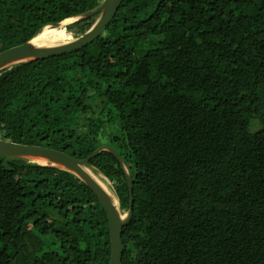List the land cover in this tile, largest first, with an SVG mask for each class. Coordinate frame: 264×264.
I'll return each instance as SVG.
<instances>
[{"label": "trees", "instance_id": "obj_1", "mask_svg": "<svg viewBox=\"0 0 264 264\" xmlns=\"http://www.w3.org/2000/svg\"><path fill=\"white\" fill-rule=\"evenodd\" d=\"M100 2L0 0V52ZM95 19L75 24L83 33ZM0 138L124 158L134 211L122 264H264V0H124L85 48L0 74ZM91 163L128 209L117 158ZM110 256L107 216L86 184L0 157V264Z\"/></svg>", "mask_w": 264, "mask_h": 264}, {"label": "water", "instance_id": "obj_2", "mask_svg": "<svg viewBox=\"0 0 264 264\" xmlns=\"http://www.w3.org/2000/svg\"><path fill=\"white\" fill-rule=\"evenodd\" d=\"M124 0H101L100 4L85 13L70 17L68 25L96 16L92 25L75 38L58 44L37 45L34 39L47 26H60L67 19L50 23L41 28L28 42L12 46L0 52V74L15 66L31 61L48 59L79 51L106 31L115 18ZM110 152L119 161L128 185L130 202L128 209H123L113 183L91 161L101 152ZM0 157L23 160L30 164L65 171L80 181L95 194L104 209L110 230L111 256L109 264H122L124 244L123 228L130 221L134 211L133 181L130 168L124 158L110 146H102L87 158L79 159L63 151L40 145L22 144L0 138ZM104 186L102 185V183ZM106 183H109L108 187Z\"/></svg>", "mask_w": 264, "mask_h": 264}, {"label": "bare ground", "instance_id": "obj_3", "mask_svg": "<svg viewBox=\"0 0 264 264\" xmlns=\"http://www.w3.org/2000/svg\"><path fill=\"white\" fill-rule=\"evenodd\" d=\"M72 19H67L60 26H47L44 30L33 40L37 45L54 44L57 42H67L72 39V33L68 30V24ZM70 29V28H69ZM102 183V182H101ZM104 186V184L102 183Z\"/></svg>", "mask_w": 264, "mask_h": 264}, {"label": "rangeland", "instance_id": "obj_4", "mask_svg": "<svg viewBox=\"0 0 264 264\" xmlns=\"http://www.w3.org/2000/svg\"><path fill=\"white\" fill-rule=\"evenodd\" d=\"M70 27V30H72L73 32H70L72 33L70 36L73 38H75L79 33L82 32L81 30V27L79 24H72V25H68ZM60 44L62 42H57V43H54V44ZM248 117L250 119V123H251V130L254 132V131H257L259 129L262 128L263 124L261 122V119L259 117L256 116V114H254L253 112H249L248 114ZM106 185L109 187L110 184L109 183H106ZM27 229L30 230V225L27 226ZM28 242L26 241V244Z\"/></svg>", "mask_w": 264, "mask_h": 264}]
</instances>
